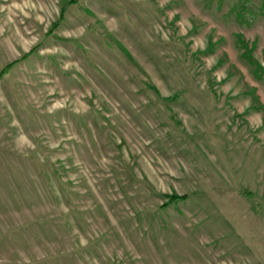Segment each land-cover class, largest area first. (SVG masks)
Segmentation results:
<instances>
[{
  "label": "rangeland",
  "instance_id": "374dc122",
  "mask_svg": "<svg viewBox=\"0 0 264 264\" xmlns=\"http://www.w3.org/2000/svg\"><path fill=\"white\" fill-rule=\"evenodd\" d=\"M12 62L0 264H264V0H0Z\"/></svg>",
  "mask_w": 264,
  "mask_h": 264
},
{
  "label": "trees",
  "instance_id": "16d2710c",
  "mask_svg": "<svg viewBox=\"0 0 264 264\" xmlns=\"http://www.w3.org/2000/svg\"><path fill=\"white\" fill-rule=\"evenodd\" d=\"M26 56H27V54H25L24 57H26ZM13 64H14V62L9 63L8 65H6L5 68H3V69L0 71V77H1L5 72H7L8 69H9ZM184 197H185V196L171 195L169 200H170V201H175V200L182 199V198H184Z\"/></svg>",
  "mask_w": 264,
  "mask_h": 264
}]
</instances>
